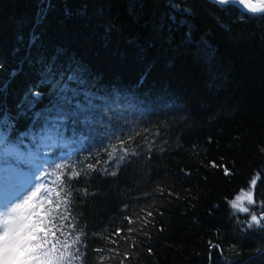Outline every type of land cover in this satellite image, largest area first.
<instances>
[{"label":"trees","instance_id":"1","mask_svg":"<svg viewBox=\"0 0 264 264\" xmlns=\"http://www.w3.org/2000/svg\"><path fill=\"white\" fill-rule=\"evenodd\" d=\"M174 5L191 15L173 11ZM169 15L190 22L196 43L185 41V28L172 32L169 43L167 30L158 27ZM73 61L100 88L134 96L135 107H121L114 123L142 132L153 145L149 157L142 142L140 156L110 169L115 176L93 172L73 181V211L88 237L87 264H94L91 249L127 227L126 216L142 217V208L154 212L152 222L145 228L137 220L132 238L138 247L120 249L132 252L131 264H264V230L242 231L227 203L257 171L255 198L264 200V14L241 19L237 7L211 0H0V111L16 116L33 85L42 93L35 109L14 121L17 132L48 104L52 86L45 72H62ZM91 146L101 147L95 141L85 147ZM49 153L50 161L60 162L59 149ZM82 155L87 151L69 159Z\"/></svg>","mask_w":264,"mask_h":264},{"label":"snow or ice","instance_id":"2","mask_svg":"<svg viewBox=\"0 0 264 264\" xmlns=\"http://www.w3.org/2000/svg\"><path fill=\"white\" fill-rule=\"evenodd\" d=\"M214 3L237 7L241 19L245 14H264V0H214ZM172 8L181 15H191L179 6ZM158 27L161 32L167 30L169 43L175 39L171 33L181 28L187 29L183 34L185 41L196 43L192 39L193 27L186 19L177 20L175 15H169ZM204 47L210 45L204 42ZM145 78L141 77V84ZM44 82L52 86L48 104L41 111L32 112V124L25 131L17 132L14 121L35 109L42 99L36 85L27 90L18 106L22 111L16 116L7 110L0 111V264H87L88 237L80 217L73 211V181L93 172L115 176L117 171L110 169L118 170L124 161L131 163V158L140 156L142 142L147 143L145 154L152 155L153 145L142 132H127L123 127L117 129L114 123L122 115L118 111L121 107H135L132 94L119 88H100L99 80L77 61L62 72L49 68ZM147 131L143 129V132ZM26 140L28 144H25ZM93 141L101 147H85ZM77 144L79 148L72 147ZM57 149L60 150V162L50 161L46 153ZM83 150L87 155L75 162L69 159L75 152ZM259 150L264 153V147ZM102 153L106 154V160L99 158ZM208 167H222L225 176L232 175L229 168L214 162ZM181 172L185 176L191 175L183 169ZM260 177L261 173L257 171L246 189L241 188L230 200L226 198L242 231L264 230V200L255 198ZM82 191L87 195V189ZM160 195L163 198V189ZM254 205L261 209L259 213L251 209ZM123 207L127 209L129 205ZM139 212L142 217L138 215L133 220L132 216H126L127 227H117L110 236L104 237V247L91 249L94 264H106L108 260L115 264H131L132 252L121 253V245L135 250L138 245L132 234L137 229L132 225L142 219L146 228L154 216L148 208L139 209ZM240 213L247 214V218L240 221ZM144 235L148 233L145 231ZM210 248L220 249V245L210 242ZM151 251L149 247V255Z\"/></svg>","mask_w":264,"mask_h":264},{"label":"rangeland","instance_id":"3","mask_svg":"<svg viewBox=\"0 0 264 264\" xmlns=\"http://www.w3.org/2000/svg\"><path fill=\"white\" fill-rule=\"evenodd\" d=\"M46 155H48L50 158L52 157L51 155H50V153L48 152V153H46Z\"/></svg>","mask_w":264,"mask_h":264},{"label":"water","instance_id":"4","mask_svg":"<svg viewBox=\"0 0 264 264\" xmlns=\"http://www.w3.org/2000/svg\"><path fill=\"white\" fill-rule=\"evenodd\" d=\"M211 1H213V2H214V0H211Z\"/></svg>","mask_w":264,"mask_h":264}]
</instances>
